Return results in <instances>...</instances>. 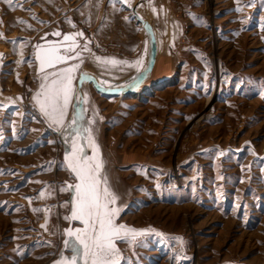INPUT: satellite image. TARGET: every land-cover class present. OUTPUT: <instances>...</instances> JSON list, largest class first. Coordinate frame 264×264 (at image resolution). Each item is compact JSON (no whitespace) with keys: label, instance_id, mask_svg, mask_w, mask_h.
I'll return each mask as SVG.
<instances>
[{"label":"rangeland","instance_id":"obj_1","mask_svg":"<svg viewBox=\"0 0 264 264\" xmlns=\"http://www.w3.org/2000/svg\"><path fill=\"white\" fill-rule=\"evenodd\" d=\"M85 1L0 0V264H51L61 253L68 260L63 232L84 227L65 219L71 200L61 188L74 178L65 162L70 149L31 106L28 87L37 41L63 28L70 4ZM119 1L153 22V11L139 5L144 0ZM167 1L168 14L182 18L177 0ZM212 2L201 0L187 31L201 83L181 73L173 79L178 85L121 95V130L132 134L118 144L103 140L105 167L115 148L150 149L148 182L142 168H135L134 188L125 184L126 171L115 172L122 207L116 223L163 234L138 237L141 244L116 241L121 264H264V2ZM212 22L224 23L219 40Z\"/></svg>","mask_w":264,"mask_h":264},{"label":"crops","instance_id":"obj_2","mask_svg":"<svg viewBox=\"0 0 264 264\" xmlns=\"http://www.w3.org/2000/svg\"><path fill=\"white\" fill-rule=\"evenodd\" d=\"M177 2V7L180 11H183L182 18L174 13L168 14L167 5L169 3L167 0H144L139 4L141 8L153 11V14L150 13L153 16V24L144 13H140L136 9L131 14L126 9L120 8L122 3L119 0L77 2L69 5L68 10L70 13L64 19V26L61 30L48 29L41 35L36 45H42L44 48L56 46L60 48L61 54H63L66 48L73 43L71 40L64 41V35L82 32L83 38L77 36L76 41L80 45L87 42L88 48L91 50L90 52L84 51L81 53L83 63L74 73L72 104L69 105L68 114L64 121L65 124L71 121L73 105L77 104V97H81L77 111L79 109L84 111L78 124L74 126L77 130L75 132L71 129L68 131L61 129V132H58L55 126L50 127L46 117L40 110V104L37 102V100L43 101L44 96L37 97V93L42 92V83L51 86V80L54 79L53 76H49L45 81L40 77L45 76L46 73H54L58 69L79 63V61L68 60L67 63L56 64L55 68L46 67L44 72H40L39 61L36 59V48L33 55L28 101L38 113L40 119L55 130L59 137L65 139L67 148L70 149L69 152L71 151V142L75 139L77 146L83 149L82 155L93 156V150L88 140V136L91 134L99 146V154L104 156V139L114 138V142L118 144L120 138L125 135L131 136L132 129L130 127H126L125 131L121 130V128H124L122 124L126 114L123 104L125 101L120 98L121 95L135 94L136 90H148L155 86L162 89L173 84L178 85L180 81L173 79H176L178 74L181 73L191 74L190 82L192 84L201 83L198 75L200 74L198 62L195 60L199 53L197 51L193 52V49H191L193 36L190 32L187 34V31H191L196 25L191 16L202 9V3L201 0H177ZM171 6L169 4L170 8ZM83 8L94 10V12L88 11L84 15H75V10ZM125 17L128 19L126 20ZM68 21H71V23ZM223 25L224 23L212 22L213 31L216 33V38L214 35L213 40L221 38L220 31L224 29H220V26ZM55 32H60L61 35H53ZM107 43H116L117 46L107 48L104 51H96L97 44ZM77 51H80V49L78 48ZM69 54L74 55V53ZM94 57L114 58L126 63L104 64L95 61ZM193 58L195 59L193 60ZM137 60L142 61L139 66H136ZM145 69L147 70L145 71ZM85 73L86 76H84ZM82 76L83 80H81ZM87 76L94 78L95 83L90 81ZM204 87L206 89L209 87L207 81ZM85 94L87 98L83 99ZM127 105L129 106V104ZM127 114L129 117V113ZM85 128H88L89 132H85ZM143 149V152L137 153L128 152L124 148L121 150L114 149V156L110 161L112 164L105 167V170L110 168L113 171L114 176H109V178L114 191H116L114 186L118 181L115 175L116 173L118 175L120 171H126V174L130 175V181L128 178L125 179L126 181L122 179L126 182H124L126 185H130L132 188L135 187L134 182L131 180L134 179L136 174V167L138 170L143 169V180L146 179L148 182V178H145V170H150L152 159L149 153L150 149L147 147ZM70 181L66 182V188L67 185L77 182L74 178ZM63 195L71 197L73 193L66 190ZM66 258L67 256L64 257L65 260Z\"/></svg>","mask_w":264,"mask_h":264},{"label":"snow or ice","instance_id":"obj_3","mask_svg":"<svg viewBox=\"0 0 264 264\" xmlns=\"http://www.w3.org/2000/svg\"><path fill=\"white\" fill-rule=\"evenodd\" d=\"M122 2L127 3L128 0H122ZM254 3L255 0H249L246 6L251 7ZM234 10L242 11V6L238 5ZM125 19L127 20L128 18L125 17ZM68 22L71 23V21ZM18 23L26 22L18 21ZM73 27L75 26L73 25ZM53 35L60 36L61 33L55 32ZM77 36L83 38V33L77 32L64 35V41L71 40L73 43L66 48L63 54H61L60 48L56 46L44 48L42 45H35L37 49L36 59L39 61L40 72H44L46 67L55 68L56 64L67 63L68 60L79 61V63L58 69L54 73H46L45 76L40 77L45 81L49 76L54 77L51 80V86L46 83L41 84L42 92L37 93V97L43 95L44 99L43 101L37 100V102L40 104V110L46 117L50 127L55 126L58 132H61V129L64 131L69 129L73 132L77 131L74 126L78 124L84 111L83 109L77 111L82 99L77 97V104L73 105L71 121L68 124L64 123L69 105L72 104L74 73L80 67V64L83 63L81 53L91 51L87 42L80 45L76 41ZM13 44H16V41H13ZM78 48L80 51H77ZM69 53H74V55ZM0 57H2V54H0ZM94 60L104 64L126 63L114 58L102 59L94 57ZM21 62L23 61H18V63ZM141 63V60H137L136 66ZM86 75L85 73L84 76ZM81 80H83V76ZM260 95L264 97V86L261 87ZM86 98L85 94L83 99ZM9 99L11 100V98ZM84 131L89 132V129L85 128ZM88 140L93 150V156L91 157L82 155L83 149L77 146L75 139L72 140L71 151L65 155V162L67 169L77 182L67 185L66 189L61 188V191L67 190L73 193L70 197L71 215L66 216L65 219L78 220L84 227L64 230L63 234L68 237L64 240V246L66 249H70L72 255L68 260H65L63 253H61V259L56 261L55 264H77V261H82V264H121L122 256L116 246V241L141 244L142 241H138V237L149 233L159 236L163 235L162 233H156L151 228L135 229L125 224L116 223L118 214L122 211V207L116 206L120 196L112 188L110 178L105 171V161L99 155V146L95 138L90 134ZM40 195L43 196L44 193L41 192ZM33 211L39 212L41 209H33ZM41 227L46 228V224L41 225ZM174 239L183 244L182 238L175 237Z\"/></svg>","mask_w":264,"mask_h":264},{"label":"built area","instance_id":"obj_4","mask_svg":"<svg viewBox=\"0 0 264 264\" xmlns=\"http://www.w3.org/2000/svg\"><path fill=\"white\" fill-rule=\"evenodd\" d=\"M205 3H207V5H209V2L212 0H203ZM175 5H177L176 1H173ZM213 5V4H212ZM211 4L209 6H212ZM176 11H180V9L178 7H176ZM117 44L116 43H107V44H100L97 45V50L99 51H104L107 48H114L116 47ZM50 131V129H48Z\"/></svg>","mask_w":264,"mask_h":264},{"label":"water","instance_id":"obj_5","mask_svg":"<svg viewBox=\"0 0 264 264\" xmlns=\"http://www.w3.org/2000/svg\"><path fill=\"white\" fill-rule=\"evenodd\" d=\"M87 78H88L90 81H92L93 83H95L94 78H92L91 76H87Z\"/></svg>","mask_w":264,"mask_h":264},{"label":"bare ground","instance_id":"obj_6","mask_svg":"<svg viewBox=\"0 0 264 264\" xmlns=\"http://www.w3.org/2000/svg\"><path fill=\"white\" fill-rule=\"evenodd\" d=\"M212 3H213V2H212V1H210V2H209V5H210V4H212Z\"/></svg>","mask_w":264,"mask_h":264}]
</instances>
